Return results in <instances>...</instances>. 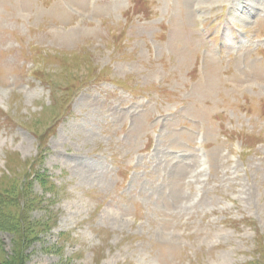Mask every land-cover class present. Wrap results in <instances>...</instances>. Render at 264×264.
<instances>
[{"label":"rangeland","instance_id":"1","mask_svg":"<svg viewBox=\"0 0 264 264\" xmlns=\"http://www.w3.org/2000/svg\"><path fill=\"white\" fill-rule=\"evenodd\" d=\"M32 165L25 264H264V0H0V190Z\"/></svg>","mask_w":264,"mask_h":264},{"label":"trees","instance_id":"2","mask_svg":"<svg viewBox=\"0 0 264 264\" xmlns=\"http://www.w3.org/2000/svg\"><path fill=\"white\" fill-rule=\"evenodd\" d=\"M71 103V100L68 102ZM43 157V156H42ZM40 157L35 162L38 163L39 160L42 159ZM35 181L39 182L40 186L43 189H47L49 191H56L58 189L57 185L51 181L50 177L46 173H39V171L36 169L35 166L32 165L29 170H27V174L25 177H23L22 181L17 185L16 191L13 189H10L13 192H16L13 199L14 201L10 202V205L14 203V206L18 207V224H17V231H19L20 234V249L17 253L16 258V264H25L24 263V255H25V247H26V241H27V232L29 224L35 223L34 221L29 220L28 211H32L36 209L37 207L41 206V202H33L31 199L33 195L31 194V190L33 189V185L35 184ZM11 191L3 192L0 190V230H5L7 226L10 223L11 217H17L16 215H11L6 211L7 206L9 205V199H8V192L12 193ZM7 197V199H6ZM40 223V222H39ZM239 224V222H236ZM235 223V224H236ZM248 223V221H247ZM46 225L47 223H43ZM236 227V225H234ZM44 227V226H43ZM15 228V226L13 227ZM264 243V239H263Z\"/></svg>","mask_w":264,"mask_h":264}]
</instances>
